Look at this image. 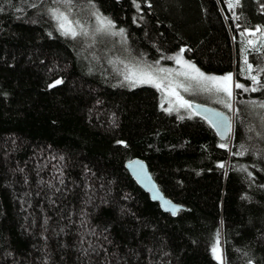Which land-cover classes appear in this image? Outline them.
<instances>
[{"label":"trees","instance_id":"1","mask_svg":"<svg viewBox=\"0 0 264 264\" xmlns=\"http://www.w3.org/2000/svg\"><path fill=\"white\" fill-rule=\"evenodd\" d=\"M63 9L111 22L132 61L234 74L231 133L87 63ZM261 105L264 0H0V264H264ZM135 156L178 215L128 172Z\"/></svg>","mask_w":264,"mask_h":264},{"label":"rangeland","instance_id":"2","mask_svg":"<svg viewBox=\"0 0 264 264\" xmlns=\"http://www.w3.org/2000/svg\"><path fill=\"white\" fill-rule=\"evenodd\" d=\"M61 12L68 16L69 26L76 31L77 35H83V40L87 42V46H95L94 54L83 56L87 63L91 61L99 67L102 66L106 71H109V67H112V71L119 75L122 81L132 86L143 84L140 82L142 78L151 77V82H144V84L151 83L155 86L159 84L158 88L162 92L166 111L179 116L190 117L195 113L193 109V104L195 103L216 105L221 110H226L228 107L226 106L229 105L227 94L217 92L211 82L201 79L189 67V65H194L195 69H198L197 66L186 58L177 57L172 63L162 65H150L132 61L124 49L125 43L120 30L116 29L111 22L108 24L104 18L96 14H93L92 21L88 22L81 12H68L65 9ZM58 13L60 12L58 11ZM54 18L56 22H59L55 16ZM199 73L203 72L199 70ZM203 75L204 77H211L205 73ZM229 84L232 93L230 96L232 114L234 115V108L236 107L235 89L238 84L234 74H231ZM181 100L187 101L191 106L182 107Z\"/></svg>","mask_w":264,"mask_h":264},{"label":"water","instance_id":"3","mask_svg":"<svg viewBox=\"0 0 264 264\" xmlns=\"http://www.w3.org/2000/svg\"><path fill=\"white\" fill-rule=\"evenodd\" d=\"M193 109L197 114L207 119L222 138H226L231 133L233 129L232 116L225 111L202 103L193 104ZM125 167L138 185L149 194L151 200L159 203L163 211L176 216L184 208L183 205L167 197L161 190L145 159L138 156L132 157L125 162ZM174 209L175 214H173Z\"/></svg>","mask_w":264,"mask_h":264},{"label":"snow or ice","instance_id":"4","mask_svg":"<svg viewBox=\"0 0 264 264\" xmlns=\"http://www.w3.org/2000/svg\"><path fill=\"white\" fill-rule=\"evenodd\" d=\"M237 2H238V0H237ZM52 14L60 22V28L63 30V34L64 35H69L70 34L73 37H75L77 35L76 31L69 26V20H68V16L67 15H65L64 13H58L56 11H53ZM257 31H260V29H257ZM251 43H252V41H249V44H251ZM245 63L247 64V60L245 61ZM189 67L192 68L198 74V76L201 79L207 80V81L211 82V84L213 85V87L215 88V90L217 92H224L229 97L232 95V93H231V86L229 84V81H231V76L230 75L224 76V77H204L203 73H199V70L198 69H195V66L194 65H189ZM248 70L249 71L252 70V66L251 65H248ZM251 79L254 82L258 83L257 78L255 76H252ZM140 82L141 83L151 82V77L142 78L140 80ZM59 83H61V81H59V80H57L55 82V84H59ZM55 84L52 85V86L54 87ZM156 86L159 87V84H157ZM236 87L239 88V87H242V86L239 85V84H237ZM252 90L255 91L256 89H252ZM173 94H175V93H173ZM181 106L182 107H184V106L190 107L191 105H189L187 101H182L181 100ZM226 106L231 107L230 104L229 105H226ZM261 107H264V105H261ZM221 147H224V145H221ZM221 167H223V165H221ZM173 214H175V209L173 210ZM218 244H219V241L217 240V246L216 247H213L212 251H213V254L215 255L216 259L217 260H220L221 257H220V253H219Z\"/></svg>","mask_w":264,"mask_h":264}]
</instances>
